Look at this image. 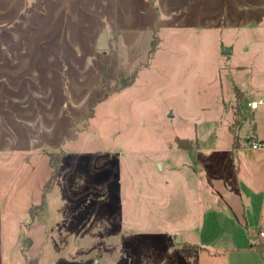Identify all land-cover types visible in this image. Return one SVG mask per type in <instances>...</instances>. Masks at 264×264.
I'll return each mask as SVG.
<instances>
[{"label": "rangeland", "instance_id": "obj_1", "mask_svg": "<svg viewBox=\"0 0 264 264\" xmlns=\"http://www.w3.org/2000/svg\"><path fill=\"white\" fill-rule=\"evenodd\" d=\"M258 99L264 0H0V252L33 210L39 264H264L208 164L229 181Z\"/></svg>", "mask_w": 264, "mask_h": 264}, {"label": "crops", "instance_id": "obj_2", "mask_svg": "<svg viewBox=\"0 0 264 264\" xmlns=\"http://www.w3.org/2000/svg\"><path fill=\"white\" fill-rule=\"evenodd\" d=\"M262 107H264V103L257 109L249 108V110L255 115L256 111ZM254 121H256V118ZM253 131L255 139L252 141L259 140L264 142V135L259 133L257 122L253 125ZM249 140L247 138L245 141L247 145L244 144L239 147H235L232 141L228 140L233 150V175L229 181L226 179V174L219 170L216 158L213 157L212 160L208 161V164L210 165V171H212L211 187L215 195L220 197L218 203L222 204L227 213V210H229L228 214L232 216L240 228L245 229L247 238L251 240L249 248H255L256 246L254 247L253 245L260 238L259 232L264 231V152H260V154L257 152L249 153L252 149L250 144H248ZM252 150L261 151L260 149ZM32 223L28 228L27 235L30 236L33 244L31 236ZM257 249L262 250V247ZM20 251L23 261L19 258V264H27V258L38 259L35 253L29 251V249L26 256L22 251V247ZM0 264H14V262L6 260L4 254L0 252Z\"/></svg>", "mask_w": 264, "mask_h": 264}, {"label": "trees", "instance_id": "obj_3", "mask_svg": "<svg viewBox=\"0 0 264 264\" xmlns=\"http://www.w3.org/2000/svg\"><path fill=\"white\" fill-rule=\"evenodd\" d=\"M235 144H234V146L237 147V145H235ZM50 166L52 168V171H51V176H50V178L47 181V184L45 186L46 188H50L51 186H53L56 174H57L58 169H59V160L57 158L55 159V158H53V156H51V158H50ZM35 216H36V212L31 210L30 211V219H31V221L34 220ZM31 221H29L26 224V229H27V225H28V227L31 225ZM31 244H32V239L28 235L25 236L24 232H23L22 251H23L25 256H26L27 250L30 248ZM27 264H39L38 263V259H36V258L28 259L27 258Z\"/></svg>", "mask_w": 264, "mask_h": 264}, {"label": "water", "instance_id": "obj_4", "mask_svg": "<svg viewBox=\"0 0 264 264\" xmlns=\"http://www.w3.org/2000/svg\"><path fill=\"white\" fill-rule=\"evenodd\" d=\"M96 49L102 52H105L109 49V45H108V33L106 28H103L99 38L96 41ZM222 53L223 54H230L232 53V48L231 47H227V46H223L222 49ZM160 164V163H159Z\"/></svg>", "mask_w": 264, "mask_h": 264}, {"label": "built area", "instance_id": "obj_5", "mask_svg": "<svg viewBox=\"0 0 264 264\" xmlns=\"http://www.w3.org/2000/svg\"><path fill=\"white\" fill-rule=\"evenodd\" d=\"M263 103H264V100H263V99H258V100H252V101H249V102H248V105H249V107H250L251 109H257V108H259V106H260L261 104H263ZM250 147H251L252 149H261V148L264 147V142L254 140V141L251 142ZM259 236L262 237V238L264 239V231H260V232H259Z\"/></svg>", "mask_w": 264, "mask_h": 264}]
</instances>
